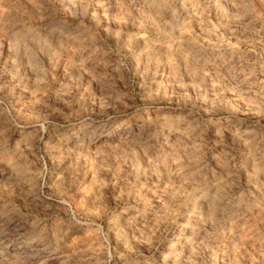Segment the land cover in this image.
Segmentation results:
<instances>
[{"label":"rangeland","instance_id":"obj_1","mask_svg":"<svg viewBox=\"0 0 264 264\" xmlns=\"http://www.w3.org/2000/svg\"><path fill=\"white\" fill-rule=\"evenodd\" d=\"M0 264H264V0H0Z\"/></svg>","mask_w":264,"mask_h":264},{"label":"bare ground","instance_id":"obj_2","mask_svg":"<svg viewBox=\"0 0 264 264\" xmlns=\"http://www.w3.org/2000/svg\"><path fill=\"white\" fill-rule=\"evenodd\" d=\"M25 246V245H24Z\"/></svg>","mask_w":264,"mask_h":264}]
</instances>
